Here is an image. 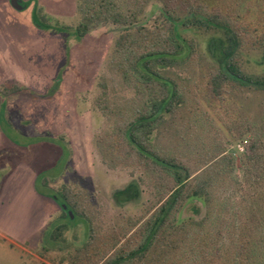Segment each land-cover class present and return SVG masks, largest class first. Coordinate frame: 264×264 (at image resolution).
I'll use <instances>...</instances> for the list:
<instances>
[{"label":"rangeland","instance_id":"obj_1","mask_svg":"<svg viewBox=\"0 0 264 264\" xmlns=\"http://www.w3.org/2000/svg\"><path fill=\"white\" fill-rule=\"evenodd\" d=\"M23 1L17 10L0 0V25L9 26H0V111L11 90L26 88L8 100L1 125L8 139L0 150V264H105L136 245L172 185L125 133L147 89L118 42L155 37L168 6L188 0H139L137 24L98 22L83 38L75 32L78 0ZM206 1L232 14L243 70L263 75L264 0ZM181 33L196 50L165 73L184 101L149 137L190 162L198 170L190 184L206 188L177 213L176 229L128 264H197L200 256L201 264H264V172L246 170L243 160L254 138L264 141V86L230 82L213 95L223 29ZM64 192L79 204L73 219L49 196ZM242 239L255 245L254 260L240 251Z\"/></svg>","mask_w":264,"mask_h":264},{"label":"trees","instance_id":"obj_2","mask_svg":"<svg viewBox=\"0 0 264 264\" xmlns=\"http://www.w3.org/2000/svg\"><path fill=\"white\" fill-rule=\"evenodd\" d=\"M181 5L180 8L168 6L155 37H132L129 34L118 42L132 57L127 64L129 71L135 74L147 89V100L138 109L135 117L129 120L125 133L139 158L145 161L161 180H168L172 185L165 200L140 229V239L136 245L119 250L105 264H128L134 257H143L160 234H165L169 228L176 229V215L186 201L198 196L202 189L206 188V183L200 180L190 184L189 179L198 171L192 168L190 162L162 152L149 137L165 121L164 113L174 112L184 101L176 79L165 73L166 67L180 64V57L188 49L189 52L196 50V41H186L181 30L189 27L208 30L219 27L224 31L225 44L221 50L220 63L210 73L209 90L213 95L220 96L225 90V85L230 82L264 86V74L247 73L239 63L237 49L240 40L234 30V18L230 12L219 6H212L206 0H188ZM77 11L80 20L75 32L79 38H83L93 25L102 21L134 26L138 23L142 8L139 0H78ZM34 21L41 23L36 11ZM243 160L246 170L250 169L259 176L264 172V141L260 137L252 140ZM49 196L59 203L69 219H73L74 215L77 217L79 204L68 193H53ZM64 204L67 209L63 207ZM68 210H72L73 216ZM243 249L248 251L250 259L256 258V247L251 242L249 244L242 239L240 251ZM201 258L200 256L195 260L197 264L202 263Z\"/></svg>","mask_w":264,"mask_h":264},{"label":"crops","instance_id":"obj_3","mask_svg":"<svg viewBox=\"0 0 264 264\" xmlns=\"http://www.w3.org/2000/svg\"><path fill=\"white\" fill-rule=\"evenodd\" d=\"M9 1H10V4H11V0H9ZM11 6L14 7L12 4H11ZM15 9H17V8H15ZM17 10H19V9H17ZM0 26L1 27H7L5 24H1ZM7 28H9V26ZM17 92L10 93L8 97L6 96L4 102L2 103L3 105H2V110L0 111V113L3 112L4 118H5V111L4 110L10 104V103H8V100L12 96L20 93V92H18V93ZM2 123L4 124L6 122L1 121V117H0V150H2V152H3L4 148H6L4 144H5V142L7 141L8 138H7V133H6L5 128L4 127H3V129L1 128ZM28 186H29V190H30V183L29 182H28Z\"/></svg>","mask_w":264,"mask_h":264},{"label":"water","instance_id":"obj_4","mask_svg":"<svg viewBox=\"0 0 264 264\" xmlns=\"http://www.w3.org/2000/svg\"><path fill=\"white\" fill-rule=\"evenodd\" d=\"M11 4L15 7V8H17V9H22L23 8V5H22V3H21V1L20 0H11ZM63 207L65 208V209H67V205H63ZM68 212L71 214V216H73V212H72V210H68Z\"/></svg>","mask_w":264,"mask_h":264},{"label":"flooded vegetation","instance_id":"obj_5","mask_svg":"<svg viewBox=\"0 0 264 264\" xmlns=\"http://www.w3.org/2000/svg\"><path fill=\"white\" fill-rule=\"evenodd\" d=\"M20 1H21L22 5L25 6V1H23V0H20ZM24 6H23V7H24ZM20 10H21V9H20ZM25 89H26V88H16V90H15V89H14V90H11L10 93H13V91H14V92H17V91H18V92L22 93L23 91H25ZM18 92H17V93H18ZM0 117H1V121H3V122L6 121L5 118H4V114H3V112L0 113Z\"/></svg>","mask_w":264,"mask_h":264}]
</instances>
